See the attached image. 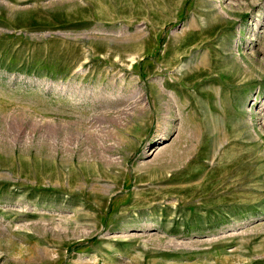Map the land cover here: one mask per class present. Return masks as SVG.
Segmentation results:
<instances>
[{
    "label": "rangeland",
    "instance_id": "rangeland-1",
    "mask_svg": "<svg viewBox=\"0 0 264 264\" xmlns=\"http://www.w3.org/2000/svg\"><path fill=\"white\" fill-rule=\"evenodd\" d=\"M0 264H264V0H0Z\"/></svg>",
    "mask_w": 264,
    "mask_h": 264
},
{
    "label": "bare ground",
    "instance_id": "bare-ground-1",
    "mask_svg": "<svg viewBox=\"0 0 264 264\" xmlns=\"http://www.w3.org/2000/svg\"><path fill=\"white\" fill-rule=\"evenodd\" d=\"M165 94V93H164ZM159 145H157L156 147H158ZM155 149V148H154ZM153 151V150H152ZM58 221L60 224H64V225H75L77 224L75 221H71L70 219H68L67 217H62L61 215L58 217ZM73 222V223H72ZM59 224V225H60ZM78 225V224H77ZM73 227V226H72Z\"/></svg>",
    "mask_w": 264,
    "mask_h": 264
}]
</instances>
